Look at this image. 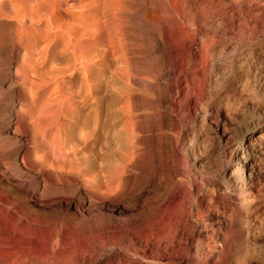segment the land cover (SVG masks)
<instances>
[{"label":"rangeland","instance_id":"rangeland-1","mask_svg":"<svg viewBox=\"0 0 264 264\" xmlns=\"http://www.w3.org/2000/svg\"><path fill=\"white\" fill-rule=\"evenodd\" d=\"M163 1L110 0L120 43L90 66L93 93L81 75L51 71L58 61L39 68L43 80L27 75L30 87L15 74L18 28L0 24V225H15L13 241L34 259L138 264L154 225L179 210L187 225L164 262L264 264V0ZM78 5L57 17L91 29L83 7L103 0ZM33 116L51 123L49 138L61 121L69 148H38Z\"/></svg>","mask_w":264,"mask_h":264},{"label":"bare ground","instance_id":"bare-ground-1","mask_svg":"<svg viewBox=\"0 0 264 264\" xmlns=\"http://www.w3.org/2000/svg\"><path fill=\"white\" fill-rule=\"evenodd\" d=\"M78 1L79 0H0V24L4 21L15 23L18 28L17 45L23 52L22 61L16 66L15 74L16 76L20 75L19 71L22 69L23 81L29 83L30 87L35 86L36 83L33 82L32 79H29L27 75L33 74L35 78H38L39 71H42L43 74L46 75L49 64L51 67L58 61V69L53 65L51 71L54 70L58 73L60 72V74L70 73L69 75L73 77L81 75V85L87 87L91 93L96 91L99 76H97L98 73L95 68H91L90 66L100 61L106 63L109 56L114 55L113 46H115L116 42H118V44L120 43L116 31L117 25L119 24L118 18L116 14L112 12L110 0H103L102 6L83 7L90 13L88 21H90V24L93 26L91 29L90 25L89 29L85 28V30L74 24L64 25L62 23L63 20L57 17L58 12L64 10L71 16L76 15L78 9H82L79 7ZM173 14H175V11ZM172 18L176 19L174 16ZM37 26H41V28H35ZM164 28H166V26ZM86 37L96 38L95 40H98V44L87 43ZM34 58L38 59H35L33 63ZM39 61L41 62L40 65L37 64ZM40 77L41 80H43V75H40L39 78ZM51 79L56 78L52 77ZM92 102L96 106L99 105L98 99L94 97L92 98ZM98 108L99 107H97L96 110ZM26 110L27 103L21 101L16 113V126L24 122ZM31 119H34L31 124L32 128L30 127L34 134L32 140L38 145V148L51 146L48 142H56L55 145H52L54 147L52 152H57L58 155L62 153V150L69 148V140H67V142H62V135H64V132L61 121L55 120L53 125L56 128V134L53 138H49L47 136V130L49 126H51V123H46L44 125L42 123L43 119L45 120L44 117L42 119V117L35 118L33 116ZM76 119L77 117L74 120ZM80 121L81 120H77V122ZM83 125H87L86 121L83 122ZM95 130L96 129L93 128L91 134L87 131L81 134V136L79 135L80 140L84 143L87 141L89 142V138L94 136ZM251 133L252 131L248 129L243 131V137L240 143H243L244 137ZM55 148L56 150H54ZM181 194H183L182 191L178 196ZM185 200L186 199L181 198V201L177 203L184 211L189 207V203L185 202ZM8 214L9 211L0 204V218H4L8 216ZM181 216L179 210H177L167 219H163L162 223H158L157 225L153 224L154 228L145 237L144 250L135 255L139 260L138 264H173V257L168 255L164 262L163 254L168 253L171 243L183 235V226L186 227L187 221L184 220L182 222ZM15 230V225L11 226L10 231L7 227L0 225V264H50L46 256L41 254L34 259L30 252L17 246L13 241ZM103 264H111V260H107Z\"/></svg>","mask_w":264,"mask_h":264}]
</instances>
